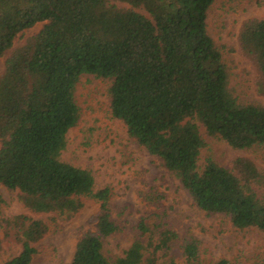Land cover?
Returning <instances> with one entry per match:
<instances>
[{
    "label": "trees",
    "instance_id": "trees-1",
    "mask_svg": "<svg viewBox=\"0 0 264 264\" xmlns=\"http://www.w3.org/2000/svg\"><path fill=\"white\" fill-rule=\"evenodd\" d=\"M121 1L143 6L148 16L106 0H0V57L19 33L41 24L0 75V184L17 192L27 213L52 221L71 218L85 200L98 203L95 232L76 241L69 264H178L175 250L180 264H201L196 239L179 242L161 211L138 221L122 255L103 254L102 238L119 230L109 214L110 190H94L89 171L60 159L79 118L76 83L80 75L108 80L111 116L198 209L263 234L264 170L243 156L226 166L199 160L200 128L233 149L264 150V105L239 103L229 87L227 66L206 31L214 0ZM237 40L264 83V17L246 20ZM49 226L26 213L1 217L0 249L6 240L19 246L1 264H31Z\"/></svg>",
    "mask_w": 264,
    "mask_h": 264
},
{
    "label": "rangeland",
    "instance_id": "rangeland-1",
    "mask_svg": "<svg viewBox=\"0 0 264 264\" xmlns=\"http://www.w3.org/2000/svg\"><path fill=\"white\" fill-rule=\"evenodd\" d=\"M106 5L115 9L132 8L148 16L143 6L134 7L125 1L106 0ZM263 17L264 0H214L206 12V31L227 66L229 87L241 104L264 105V83L255 63L241 51L237 40L246 20ZM40 27L37 24L17 35L12 48L0 57V75L10 54ZM109 85L106 79L79 76L74 91L79 118L67 131L66 145L60 153L62 161L90 172L94 190L104 187L110 190L109 214L119 230L102 238L103 254L108 258L122 255L137 236L138 221L161 211L179 242L190 237L196 239L201 264H212L221 258L234 264L264 262L263 233L255 228L236 229L227 216L198 209L161 161L128 136L124 124L110 114ZM200 134L205 147L199 163L210 157L226 166L234 158L243 156L264 170V150L260 147L233 149L221 140L208 137L203 128ZM97 212L98 203L88 199L71 218L52 221L48 215L27 213L18 203L17 192L0 184V218L26 213L50 225L36 244L38 253L31 264H69L76 241L88 232H95ZM18 251L17 244L3 241L0 264ZM173 256L180 264L177 250Z\"/></svg>",
    "mask_w": 264,
    "mask_h": 264
}]
</instances>
